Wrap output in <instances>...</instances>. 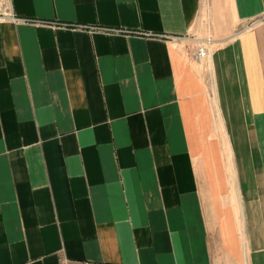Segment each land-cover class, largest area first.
Returning a JSON list of instances; mask_svg holds the SVG:
<instances>
[{
    "label": "crops",
    "instance_id": "crops-1",
    "mask_svg": "<svg viewBox=\"0 0 264 264\" xmlns=\"http://www.w3.org/2000/svg\"><path fill=\"white\" fill-rule=\"evenodd\" d=\"M5 4L0 264H264V0Z\"/></svg>",
    "mask_w": 264,
    "mask_h": 264
},
{
    "label": "built area",
    "instance_id": "built-area-1",
    "mask_svg": "<svg viewBox=\"0 0 264 264\" xmlns=\"http://www.w3.org/2000/svg\"><path fill=\"white\" fill-rule=\"evenodd\" d=\"M7 0H0V18L2 17H10L12 19H17V16L10 13L8 10V6L5 4ZM209 51V47L205 44H199L197 47L196 55L204 56Z\"/></svg>",
    "mask_w": 264,
    "mask_h": 264
},
{
    "label": "rangeland",
    "instance_id": "rangeland-1",
    "mask_svg": "<svg viewBox=\"0 0 264 264\" xmlns=\"http://www.w3.org/2000/svg\"><path fill=\"white\" fill-rule=\"evenodd\" d=\"M210 50L211 49H209V52H208V55H209V53H210ZM196 51H197V49H196ZM195 55H196V53H195ZM208 55H206V56H208ZM197 57V56H196ZM204 57V56H203ZM197 58H201V57H197Z\"/></svg>",
    "mask_w": 264,
    "mask_h": 264
},
{
    "label": "bare ground",
    "instance_id": "bare-ground-1",
    "mask_svg": "<svg viewBox=\"0 0 264 264\" xmlns=\"http://www.w3.org/2000/svg\"><path fill=\"white\" fill-rule=\"evenodd\" d=\"M209 52V51H208ZM208 52H207V54L206 55H208ZM206 55H204V56H206ZM197 57H203V56H198V55H196Z\"/></svg>",
    "mask_w": 264,
    "mask_h": 264
}]
</instances>
